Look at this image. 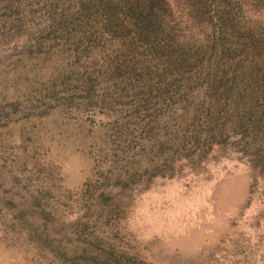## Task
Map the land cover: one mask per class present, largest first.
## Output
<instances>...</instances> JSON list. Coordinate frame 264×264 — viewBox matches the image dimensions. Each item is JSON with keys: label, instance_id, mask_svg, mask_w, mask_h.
I'll return each mask as SVG.
<instances>
[{"label": "rangeland", "instance_id": "obj_1", "mask_svg": "<svg viewBox=\"0 0 264 264\" xmlns=\"http://www.w3.org/2000/svg\"><path fill=\"white\" fill-rule=\"evenodd\" d=\"M263 77L264 0H0V264H264Z\"/></svg>", "mask_w": 264, "mask_h": 264}, {"label": "trees", "instance_id": "obj_2", "mask_svg": "<svg viewBox=\"0 0 264 264\" xmlns=\"http://www.w3.org/2000/svg\"><path fill=\"white\" fill-rule=\"evenodd\" d=\"M100 3L101 4H103V7H104V9H106V10H108L109 9V6L110 5H112V3H113V0H100ZM134 9H136V5L134 6ZM143 9L144 8H141V11H140V14H143V13H145L144 11H143ZM253 45L255 46L256 45V43H255V40H253ZM256 49V48H255ZM264 78V77H263ZM210 87H211V85H210ZM262 91V90H261ZM209 92L210 93H212L211 91H210V88H209ZM257 93L255 92V93H253V95H251V96H253L252 97V103L254 104V103H259V104H261L263 107H264V92H261V95L259 96V97H254L255 95H256ZM213 95V94H212ZM260 97H262V98H260ZM241 127H240V130H241V132L242 133H246L248 130H246L245 129V127H244V125H240ZM254 128V127H253ZM257 130H256V132H261L262 134H264V130H262L261 128H260V125L258 124L257 125ZM254 131H255V129H254ZM252 134V133H251ZM254 141V140H253ZM259 150V149H258ZM258 154L260 153L259 151H256ZM260 174H262L261 175V177H263V180H264V172L262 173H260Z\"/></svg>", "mask_w": 264, "mask_h": 264}]
</instances>
